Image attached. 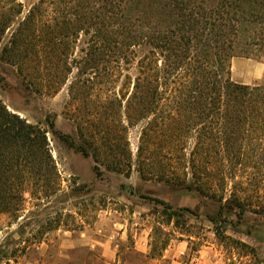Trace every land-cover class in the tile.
I'll return each instance as SVG.
<instances>
[{
  "label": "trees",
  "instance_id": "trees-1",
  "mask_svg": "<svg viewBox=\"0 0 264 264\" xmlns=\"http://www.w3.org/2000/svg\"><path fill=\"white\" fill-rule=\"evenodd\" d=\"M0 44L1 59L36 92L57 93L76 69L69 87L82 110L72 114L79 141L49 115L46 122L94 158L98 175L101 166L130 175L135 163L143 180L219 202L214 223L227 217V204L239 220L247 210L264 213V85L231 77L234 57H264V0H38L27 10L0 0ZM136 126L134 160L128 130ZM47 132L0 97V213L18 218L25 193L39 199L60 190ZM153 199L162 205L158 223L179 226L184 212L194 214ZM24 232L12 250H0V264L46 230ZM157 232L151 257L169 241Z\"/></svg>",
  "mask_w": 264,
  "mask_h": 264
},
{
  "label": "rangeland",
  "instance_id": "rangeland-1",
  "mask_svg": "<svg viewBox=\"0 0 264 264\" xmlns=\"http://www.w3.org/2000/svg\"><path fill=\"white\" fill-rule=\"evenodd\" d=\"M19 1L27 10L38 0ZM1 48L2 44L0 97L10 110L48 129L60 176V190L51 196L38 199L25 193L24 209L18 218L0 213V250H12L21 230L25 238L46 230L42 240L17 253L10 264H264V213L260 208L247 210L239 220L228 211L236 212L237 208L227 204L229 213L223 214L227 217L214 223L209 217L217 215L219 202L197 192L173 190L164 183L143 180L135 163L130 175L104 166L98 175L94 158L70 147L59 134L52 133L46 122L49 115L57 131L79 141L72 114L81 116L82 110L77 108L80 100L70 96L69 87L76 69L57 93L36 92L24 85L15 66L1 59ZM231 77L240 84L264 85V57H234ZM91 93L93 101L95 90ZM139 137V126L129 128L134 160ZM153 198L164 200L174 209L189 208L194 214L184 212L179 226L158 223L162 221V205ZM154 228L160 231L159 241L163 237L169 241L161 255L151 257ZM216 229L246 246L221 239Z\"/></svg>",
  "mask_w": 264,
  "mask_h": 264
}]
</instances>
